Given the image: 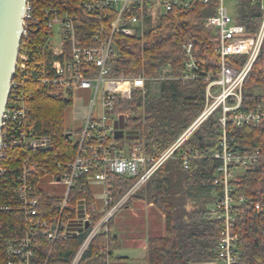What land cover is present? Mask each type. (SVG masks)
Masks as SVG:
<instances>
[{
	"label": "built area",
	"instance_id": "built-area-1",
	"mask_svg": "<svg viewBox=\"0 0 264 264\" xmlns=\"http://www.w3.org/2000/svg\"><path fill=\"white\" fill-rule=\"evenodd\" d=\"M37 1L27 0L26 3L22 40L29 38L31 44L20 49L16 78L11 82L2 117L0 160L7 158L12 151L19 153L17 161L9 167L0 165V212L21 210L28 216L26 234L6 240L8 264H35L38 235L52 246L61 239L81 236V231L89 225L91 214L85 200L71 206L70 198L74 193L81 192V181L86 178L90 186L105 187V209L100 211L104 212V217L85 237L71 262L79 264L98 234L111 233L109 224L117 211L168 159L173 158L180 146L219 108L222 109V139L213 157L220 161L215 184L223 188V194L208 208L212 220L224 223L215 264H241L236 255L238 236L232 232L235 217L231 195L238 175L258 162L260 151L256 149L249 155H241L228 139L226 127L227 124L237 128L257 126L264 120V101L255 110H240L244 82L264 44V0H252L260 3L263 13L258 33L253 37H246L245 28L235 21L228 6L230 0H197L203 5L218 2L216 15L207 20L206 28L215 29L219 34L217 53L221 58V68L216 73L204 71L194 56L193 44L183 46L186 62L181 79L206 82L205 108L158 160L148 157L139 143L132 146L127 143L119 150L117 143L110 140L111 137L122 140L115 138L116 132L120 131L115 127L116 122L123 117L125 121L130 118L127 114L115 112L117 103L130 100L133 92L143 90L147 82L145 77L111 76L117 56L113 49L114 37H133L138 29H144L146 11L188 10L196 0H80V10L75 12L58 6L38 10ZM134 9L137 12H133ZM83 15L88 17V24L97 26L89 38L78 34L85 25ZM30 29H37V32L30 36ZM88 42H91L90 46ZM237 56L247 57L241 69L231 68L226 63L230 57ZM169 72L170 69L166 68L163 74ZM31 81L38 82L51 96L63 98L71 105L79 92H91L93 97L81 118V127L68 132V139L77 152L73 160H56L53 140L39 135L29 122L31 93L25 86ZM27 153L44 156L36 160L26 156ZM203 158L202 152L190 151L182 159L183 166L188 169L192 160ZM100 168L103 170L92 173ZM115 176L138 178V182L117 205L110 207L112 195L108 188ZM45 179H50L54 185L64 184L67 187L63 197H55L53 202L47 203L49 210L46 211L41 210L42 202L37 196ZM6 188L9 192L4 190ZM81 207L84 216L79 223L82 227L71 230L70 221ZM256 208L259 209V205ZM104 264H116V260L107 256Z\"/></svg>",
	"mask_w": 264,
	"mask_h": 264
},
{
	"label": "trees",
	"instance_id": "trees-1",
	"mask_svg": "<svg viewBox=\"0 0 264 264\" xmlns=\"http://www.w3.org/2000/svg\"><path fill=\"white\" fill-rule=\"evenodd\" d=\"M37 6L38 10L58 6L75 12L80 10L81 4L80 0H38ZM217 8V1L203 5L196 0L188 10L146 11L144 29H138L133 37H114L113 49L117 56L111 76L147 79L143 90H136L130 100L117 103L115 112L130 116L124 129L133 131L135 135L129 137L127 143L130 146L139 143L148 157L158 160L205 108L206 82L181 79L186 62L183 46L193 44L194 56L204 71L216 73L220 70L221 58L217 53L219 34L215 29L206 28L207 20L216 15ZM133 12H137L136 9ZM83 16L85 25L78 34L89 38L97 26L88 24V17ZM233 16L237 24L245 28L246 37L258 33L263 16L258 1L236 0ZM35 32L37 29H30V36ZM27 44H31V40L23 38L21 48ZM87 45L90 46L91 42ZM246 59V56L230 57L226 63L231 68L241 69ZM166 68L170 72L165 75L163 71ZM164 77L167 78L162 79ZM25 87L31 93L29 122L39 135L53 140L56 160H73L76 147L68 139L69 131L65 127V113L71 102L51 96L38 82L31 81ZM263 101L264 44L244 82L240 110H255ZM221 115L222 109L219 108L208 117L173 158L168 159L126 202L128 206L129 201L136 199L153 205L158 215L164 218L161 233L154 231L148 237L146 264L216 263V249L224 223L212 220L208 208L223 194V188L215 184L220 161L213 157L222 139ZM226 132L241 155H249L256 149L260 151L258 162L240 172L238 181L234 183L231 196L235 226L232 232L238 236L236 255L239 262L264 264V120L260 125L244 128L227 124ZM110 140L117 143V149H123L124 144L121 145L120 140L113 137ZM190 151L202 152L204 158L192 160L190 167L185 169L182 159ZM18 153L12 151L7 158L0 160V165L9 167L17 161ZM25 155L36 160L44 156L39 153ZM137 182L138 178H111L108 188L112 195L110 207L117 205ZM81 184V192L71 194L70 205L86 201L91 214L88 227L81 231L79 238L61 239L53 246L38 235L35 264H71L85 237L104 217V212L95 207L94 187L88 185L86 178ZM4 190L9 192L8 188ZM37 196L42 202L41 210H49L47 203L53 202L55 197L49 198L42 190H38ZM27 229L28 216L24 211L0 212V264H8L6 240L24 236ZM113 242L111 234H98L79 264H104L107 256L114 258Z\"/></svg>",
	"mask_w": 264,
	"mask_h": 264
},
{
	"label": "rangeland",
	"instance_id": "rangeland-1",
	"mask_svg": "<svg viewBox=\"0 0 264 264\" xmlns=\"http://www.w3.org/2000/svg\"><path fill=\"white\" fill-rule=\"evenodd\" d=\"M229 8L231 9V12H235V6H236V0H230L228 4ZM236 15V14H234ZM91 92H79L77 96L75 97L73 104L67 109L65 113V127L69 132L77 131L83 122H81L82 116L85 114L86 108L90 103V100L92 99ZM99 108V104H97V109ZM125 119L124 117L116 122V129L120 131H124V138L120 140V144L124 147L127 144V140L129 137L135 135L133 131L125 130ZM42 190L51 197H63L66 193L67 187L64 184H58L54 185L51 183L50 179H45L40 184ZM102 188H94V196H98L102 192ZM105 192V190H104ZM103 192V194H104ZM133 201H136V199L129 201L127 205L132 203ZM99 205V208H101V211H104V200L103 204L99 202L97 206ZM128 205V206H129ZM127 207L126 204L123 208ZM145 209V208H144ZM140 211V210H138ZM145 211H147L145 209ZM118 214L115 215L112 223L116 225L117 227H123L126 231V233L129 234H137V241L140 243L137 246H130L132 241L130 239L121 238L119 241H115L112 244V250L115 253V255H120L124 258H127L131 261H139L141 264H146L145 257L147 255V251L144 249V246L147 245V238L141 239L142 234L146 231L148 234V225H143L139 220L135 221V212L134 211H127V209H120L117 211ZM139 213V212H138ZM141 213V212H140ZM147 214V212H146ZM145 214V216H146ZM83 215V209L82 207L77 212L75 218L71 220V230H75L76 224H79V220H81ZM143 218V217H142ZM135 219V220H134ZM148 224V223H147ZM115 243V245H114Z\"/></svg>",
	"mask_w": 264,
	"mask_h": 264
},
{
	"label": "water",
	"instance_id": "water-1",
	"mask_svg": "<svg viewBox=\"0 0 264 264\" xmlns=\"http://www.w3.org/2000/svg\"><path fill=\"white\" fill-rule=\"evenodd\" d=\"M26 3L27 0H0V151L2 117L18 64ZM124 136V131L115 134L116 139H123Z\"/></svg>",
	"mask_w": 264,
	"mask_h": 264
},
{
	"label": "crops",
	"instance_id": "crops-1",
	"mask_svg": "<svg viewBox=\"0 0 264 264\" xmlns=\"http://www.w3.org/2000/svg\"><path fill=\"white\" fill-rule=\"evenodd\" d=\"M93 187L94 188H102V191H101L102 193L99 194L98 196H94V199L96 201L95 207H96V209L98 211H101L100 210L101 208H99V205L97 206V204L99 202H101L103 204V192L105 190V187L102 186V185H94ZM144 208L147 211H145ZM122 209H127V211H134L135 214H136L134 218L137 219V220H135V219L134 220L135 221H138L139 220L141 223H143V225H148V234L145 231L142 234L141 239L143 238V236H145L144 238H147V242H148V237H149V235L152 232L157 231V232L161 233V230H163L164 218L163 217H160V215H158V213L155 210V208H154L153 205H149V204H146L143 201H140V200L137 201L136 200V201H133L132 203H130L129 206H127L125 208H122ZM138 210H140V211H138ZM146 212H147V214H146ZM145 214H146V216H145ZM83 216H84V213H83L82 217ZM71 225L72 224L70 223L69 229H71ZM75 227H76V229H80L82 227L81 226V222L79 224H76ZM110 227H111V233L110 234H111V236H113L114 242L115 241H119L121 238H126V239H130L132 241V243H131L130 246H137V245L140 244L137 241L138 240L137 239L138 238L137 237V234H134L133 233V234H129L128 235L123 227H117L114 224H112ZM114 245H115V243H114ZM147 246H148V243H147V245L144 246V249L146 251H147ZM112 252H113V250H112ZM113 254H114V259L116 260V264H141L137 260L136 261H131V260L127 259V258H124V257L120 256V255H115L114 252H113ZM144 263H146V262H144Z\"/></svg>",
	"mask_w": 264,
	"mask_h": 264
}]
</instances>
